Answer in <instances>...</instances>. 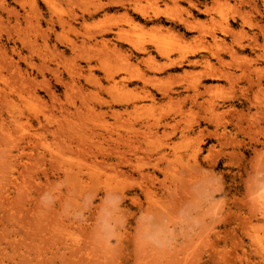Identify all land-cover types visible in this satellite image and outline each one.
<instances>
[{
	"label": "rangeland",
	"instance_id": "obj_1",
	"mask_svg": "<svg viewBox=\"0 0 264 264\" xmlns=\"http://www.w3.org/2000/svg\"><path fill=\"white\" fill-rule=\"evenodd\" d=\"M105 1L0 0V264H264V0Z\"/></svg>",
	"mask_w": 264,
	"mask_h": 264
},
{
	"label": "bare ground",
	"instance_id": "obj_2",
	"mask_svg": "<svg viewBox=\"0 0 264 264\" xmlns=\"http://www.w3.org/2000/svg\"><path fill=\"white\" fill-rule=\"evenodd\" d=\"M125 1L128 2V4H131L130 9L132 10V12L137 13L141 18L142 17L144 18L145 13L140 9V7L136 3L130 2V0H106L99 7H105V6H107V7L122 6L123 7L124 4L126 3ZM194 6H195V4L194 5L191 4V8H194ZM195 8H197V7L195 6ZM210 9L211 8L207 9V7H206V9H204V12L208 14ZM127 10L122 12L127 23L131 24L134 27H142L141 23L132 19V17L128 14ZM190 13H191V11H189V9H188L185 16L177 18V22L182 25V27L184 28L185 31H197L198 32L196 35L193 36V41L195 40L197 42L195 44L194 48H190L187 52L181 53L180 56L177 57L176 59L169 56V54L167 52H162L161 50H159L158 51L159 56L165 57V60L163 62H157L154 59V57L150 54V52H147L146 56L148 59L151 60L150 63L152 66V70H154V72L162 71V70L169 69V68H173V69L177 68V67L180 68L183 65L191 66V67L199 66V69L196 72V75H197L196 77L198 78L197 84L192 85V88H191L192 91H195L196 87L201 83L200 80L215 79V78L217 79V78H222V77L225 79H228V72L223 71L221 68L215 67L214 64L211 62V57H212L216 60V62L218 64L222 63V58H221L220 54L210 52L208 49V44H207L206 40L203 38L206 34H208L210 36V38L212 39V41L216 42L218 38L214 34V31H208L206 33H200L199 30L201 29V23L202 22L196 18L190 17L189 16ZM154 15L157 18L156 11L154 12ZM242 21L245 23L249 22V20L245 21L244 19ZM107 30H109V29H107ZM107 30H101L100 33H104ZM219 30L222 33L225 32L224 27H220ZM120 32H121L120 30L115 31L114 37H116L115 38L116 40L122 41L124 39L121 36ZM92 38L96 40L95 36H92ZM100 41H103V43H105L104 39H101ZM219 41L222 42L221 39H219ZM112 45H113V48H116L117 43H112ZM132 46H134V45L132 44ZM237 46L239 48H244L243 44L240 42L237 43ZM117 49H118V47H117ZM140 50L145 51L144 47H140ZM245 70L249 72L248 66L245 67ZM250 71L254 73V76H250V74H247V75H245V80L248 83V85H250V87L252 86V84H254L255 89L252 90L251 92L253 94L256 92L258 93L259 91L262 92V90L264 89V86H263V83H264V65L261 67L254 66ZM188 88H189L188 86H183L182 89L188 90ZM147 95H148V93L146 94V92H145L144 96H147ZM206 101H208V99H206ZM259 109H261V108H259ZM259 133H262V139L259 140V138L256 137L255 141H258L264 147V132L260 131ZM253 151H254V149H253Z\"/></svg>",
	"mask_w": 264,
	"mask_h": 264
}]
</instances>
